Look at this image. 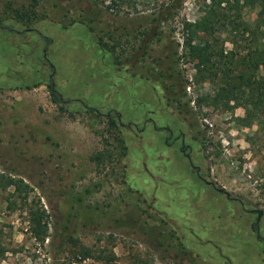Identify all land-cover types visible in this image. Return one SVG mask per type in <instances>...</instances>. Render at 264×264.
I'll list each match as a JSON object with an SVG mask.
<instances>
[{"label": "rangeland", "instance_id": "obj_1", "mask_svg": "<svg viewBox=\"0 0 264 264\" xmlns=\"http://www.w3.org/2000/svg\"><path fill=\"white\" fill-rule=\"evenodd\" d=\"M165 1L0 0L1 264H264L248 213L264 238V124H238L244 109L209 104L194 78L182 31L209 0H184L153 36ZM181 135L241 217L166 146Z\"/></svg>", "mask_w": 264, "mask_h": 264}, {"label": "trees", "instance_id": "obj_2", "mask_svg": "<svg viewBox=\"0 0 264 264\" xmlns=\"http://www.w3.org/2000/svg\"><path fill=\"white\" fill-rule=\"evenodd\" d=\"M183 1L162 2L159 14L153 19L157 22L153 36L160 34V24L170 20L182 8ZM249 4L257 8L253 22L240 28L229 27L226 20L230 13L234 11L235 17ZM201 12L195 22H184L182 31L184 52L196 70L194 78L198 83L208 82L213 89L214 95L207 97L209 104L232 103L235 108L244 109L238 124L244 127L264 124V0H209ZM50 89L53 102L57 103L59 95L51 86ZM104 153L95 159L100 160ZM40 220L32 216L36 228L31 232L36 240L43 242L46 230H38ZM5 251L0 246V264Z\"/></svg>", "mask_w": 264, "mask_h": 264}, {"label": "flooded vegetation", "instance_id": "obj_3", "mask_svg": "<svg viewBox=\"0 0 264 264\" xmlns=\"http://www.w3.org/2000/svg\"><path fill=\"white\" fill-rule=\"evenodd\" d=\"M44 59L46 60V64H48L47 63L48 59L46 57H44ZM49 66H50V68L52 67L51 64H49ZM49 79H50L51 82L48 85V90H49V93L51 95L50 86L52 87V90H54L53 82H52V73L50 74ZM76 100L79 101L78 99H76ZM63 102L64 101L60 98V95H59V100L57 101V104H61ZM166 133H168V135H169L166 138V140H167V139H169L172 136L173 133H172V131H170L168 129L166 130ZM165 144L168 147H174V148H175V144H177V149L176 150L178 151V153L180 155L183 156L182 159H184L186 167H188V169L191 172L193 178L195 179L194 181L204 184V186L208 187L211 191L216 193L217 196H215V198L217 197L221 201L220 202L221 204L219 205V208L215 207L216 209H218L219 214L224 212V209L228 208V205H226L228 202L234 203L237 206V208H240L239 212H238V216L239 217H241L245 213L244 207H243L242 202L240 200L231 197L227 192H225L221 188H218L212 181H208L207 179H205L203 177V175L201 173V171H202L201 167L197 166V165H195L193 163L192 155L189 153V151H187L189 149V147L185 145V141H184V138H183L182 135L180 137L179 136L172 137V141L170 143L169 142H165ZM176 177H177V175H176ZM248 213H249V215L255 214L256 219H255V221L253 223V226L251 227L252 230H250V233L252 235V239L255 240V243L257 242V244H259V246L261 247V253L264 256V238H262L260 236V233H259L260 230H259V227H258V222H259V220H260V218L262 216V213L260 211H255V210H249ZM219 229L221 231L222 227L220 226ZM223 233H221V234H223ZM223 239H224L223 245L227 246L225 238H222L221 240H223ZM233 239H234L233 243H235V240L238 239V238H236V239L233 238ZM220 245H222V243ZM249 245H251L250 242H249Z\"/></svg>", "mask_w": 264, "mask_h": 264}]
</instances>
